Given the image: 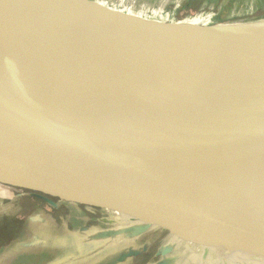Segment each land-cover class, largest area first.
I'll return each instance as SVG.
<instances>
[{"label":"water","instance_id":"obj_1","mask_svg":"<svg viewBox=\"0 0 264 264\" xmlns=\"http://www.w3.org/2000/svg\"><path fill=\"white\" fill-rule=\"evenodd\" d=\"M138 18L89 0H0V128L31 169L33 180L31 186L0 185L118 212L144 227L196 239L191 242L203 247L264 261V180L238 164L214 159L180 142L177 124L167 132L153 101L159 69L192 64L196 78H226H215L201 59L139 25L190 31L226 26L161 25ZM10 23L44 36L71 57L122 124L126 138L114 131L122 155L102 149L81 128L77 116L69 113L54 126L62 136L70 133L76 138V133L81 144L64 147L45 142L21 93L15 49L5 28ZM219 49L233 59H217L226 65V77L252 74L264 80V70L253 62L224 46ZM259 55L264 65V51ZM252 85L248 83L243 101L264 119V110L249 100ZM242 151L264 170L261 160ZM241 155L231 157L240 161ZM67 181L94 185L107 194L132 193L131 202L84 193Z\"/></svg>","mask_w":264,"mask_h":264},{"label":"bare ground","instance_id":"obj_2","mask_svg":"<svg viewBox=\"0 0 264 264\" xmlns=\"http://www.w3.org/2000/svg\"><path fill=\"white\" fill-rule=\"evenodd\" d=\"M139 26L155 36L171 40L188 55L201 59L215 78H226L220 81L196 78L193 75L197 68L192 64L159 69L153 101L157 118L165 130L169 132L177 124V138L183 144L214 159L238 164L264 180V170L241 155L243 148L264 164V119L243 101L248 83L253 82L249 100L264 110V80L252 74L235 73L226 77V65L217 61L226 56L219 49L224 46L264 70L259 55L264 51V22L235 23L222 29L197 31L176 28L179 26ZM5 28L15 49L22 96L32 110L45 142L49 146L64 147L81 144L76 133V138L70 133L62 136L54 126L69 113L77 116L81 128L102 149L122 155L114 135L118 129L126 138L122 124L101 102L71 57L44 36L25 30L18 23L7 24ZM159 50L165 52L162 48ZM222 99L230 110L220 112L214 108ZM232 153L240 154L241 160L233 159ZM31 172L15 154L0 128V182L16 187L31 186ZM67 182L78 185L84 193L131 202L132 193L107 194L94 185Z\"/></svg>","mask_w":264,"mask_h":264},{"label":"crops","instance_id":"obj_3","mask_svg":"<svg viewBox=\"0 0 264 264\" xmlns=\"http://www.w3.org/2000/svg\"><path fill=\"white\" fill-rule=\"evenodd\" d=\"M89 1L126 16H136L132 11L123 9L124 6L115 0ZM217 1L162 0L160 3L163 8L168 6L167 11L164 12L165 16L178 18L181 14H186L184 24L204 25L207 24L205 20L213 21L217 18L218 12L214 10ZM225 1L233 3L235 0ZM246 1L249 3L254 0ZM162 9L160 13L163 14ZM197 12L200 13L196 15ZM6 196H10V192L0 185V231L7 227V222L14 223L15 226L17 219H21L23 208H27L18 200L20 198L10 199ZM42 206L44 208L50 206V211H53L52 204L44 203L40 208ZM37 207L36 205L30 216L24 214L23 233L5 239L4 241L8 243L0 245V264H89L87 261L90 259L96 260L92 264H137L138 261H146V264H185L187 259L193 256L197 258V264H264V261L250 255L226 253L221 250L209 252L207 249H202L203 246L197 242H191L196 239H184L181 234L174 236L166 230L152 229L138 223L137 229L131 227L128 229L135 223L133 221L125 223L129 226H124L123 235L119 236L115 228L119 222L117 218L95 210L85 209L84 217L71 215L62 218L63 215L55 220L51 212L47 214ZM86 215L89 218L84 220ZM103 234L104 237H108L102 238ZM96 242L116 245L107 255H103L101 250H94L95 253L91 255L86 254L85 245L93 243L92 248H94ZM119 243L121 246L118 247ZM182 251L186 254H182ZM218 252L221 253L218 255Z\"/></svg>","mask_w":264,"mask_h":264},{"label":"rangeland","instance_id":"obj_4","mask_svg":"<svg viewBox=\"0 0 264 264\" xmlns=\"http://www.w3.org/2000/svg\"><path fill=\"white\" fill-rule=\"evenodd\" d=\"M98 1H101V0H98ZM102 1H106V0H102ZM107 1L109 2L110 0H107ZM115 1H117L120 5L122 4V6H124L123 9H125V10L128 9V11H132L133 13H135V15L137 17H139L138 19H141V20L147 21V22H152L155 24H161V25H174V24H179V23L183 24V22L186 20L184 17L187 16L186 14H181L180 16H178V18H173L172 16H170V17L165 16L164 12L167 11L168 6L163 8L162 4L160 3V1H162V0H157L156 2H154V1L150 2V1H145V0L143 2H141V0H115ZM224 1L225 0H218L217 3H215V6H217V7H215L214 10H215V12H218V13H216L217 18H215L213 21L205 20V23H207V24L193 25V26L211 27V26H220V25L228 26V25L235 24V23L252 24V23H257V21L264 22V0H254V1H251L249 3H247L246 0L245 1L244 0H242V1L235 0L233 3L226 2V1L224 2ZM112 3H113V1H112ZM160 7H161V9L163 8L162 9L163 14L160 13V11H161ZM199 13L200 12H197L196 15ZM194 21L197 22L198 20H194ZM187 25H192V24L190 23ZM227 101L229 103L230 100L227 99ZM214 108H216L220 112H226V111L230 110L229 109L230 106L225 102V99H222V102H220V104H218V105L215 104ZM219 108H222V109H219ZM60 185H62V184H60ZM62 186L70 187V186H67L65 184H63ZM89 186H91V185L89 184ZM3 187H5V189L10 192V196H6L7 198L11 199L13 197H18V198H20L18 200L24 204V207H27V208H23L21 219H19V220L17 219V221H18L17 228L12 227L8 231H5V230L0 231V236L2 234V235H4L3 237L6 236V239L9 237L12 238L13 236H16L17 234L20 235L21 233H23L24 226H25L24 214L30 216L34 212L36 205L39 207V210L45 211V212H47V214H50V212H51V216L55 220H58V217L63 216V215H64V217H62V218H65L67 216L69 217L71 215H76L75 217H84L86 214L84 211L85 209L90 210V211L95 210L97 212L103 213L104 215L111 216L115 219L117 218V220L119 222L115 228H116V231L118 232L119 236L123 235L122 230L125 229L124 226H129V225H125V223L131 221L128 218V216L122 215L121 213L119 214L118 212H112V211H107V210H103V209L100 210L98 208H89V207L82 206V205H75L72 202L62 200L59 197H55V196L53 197L50 195H45V194L35 192V191L29 190V189L12 188V187H8V186H3ZM33 199H35V200H33ZM44 203L52 204L53 211H50V208H51L50 206H47L45 208H44V206H42L40 208L41 204H44ZM85 218L86 219H84V218H82V219L87 220L89 217L86 215ZM75 222H77V221H75ZM7 224H8V222H7ZM77 224H78V222H77ZM20 225H21V227H20ZM137 225H138L137 223H134L133 225L129 226L128 229H130V227L137 229V227H136ZM7 228L8 227H6L5 229H7ZM106 237H108V236L104 237V234H103L102 238H106ZM96 239H98V238H96ZM4 240L5 239H3V238L0 240L2 242V243H0V245L1 244H7ZM115 245L116 244H110L108 242L107 243L103 242L101 244H97V242H96L94 248H92L93 243L92 244H86L85 245V247H86L85 253L88 255H91L92 253H95V251L101 250V253L103 255H105V254L107 255V253L111 252V250L114 249ZM119 246H121V243L118 244V247ZM202 249H207V250H209V252H212V253H214L213 251L216 250V249L209 248V247H202ZM211 249H213V250H211ZM220 253L221 252H218L217 254L219 255ZM182 254H186V252H183ZM199 259L201 260V258H199ZM94 261H96V260L90 259L89 261H87V263L92 264V263H94ZM196 261H197V258L196 257L194 258V256H193V257L188 258L187 262L185 264H197ZM140 264H146V261H142V262H140Z\"/></svg>","mask_w":264,"mask_h":264},{"label":"trees","instance_id":"obj_5","mask_svg":"<svg viewBox=\"0 0 264 264\" xmlns=\"http://www.w3.org/2000/svg\"><path fill=\"white\" fill-rule=\"evenodd\" d=\"M9 223H10V222H9ZM9 223L7 224V227H8L9 229H8V228L5 229V228H6V227H5L3 230L8 231V230H10L12 227H16V228H17V224H18V222H16V225H15V226L13 225L14 223H13V224H12V223L9 224ZM3 230H2V231H3ZM3 233H4V232H3ZM3 236H4V235L1 234L0 238L2 237L3 239H6V236H5V237H3ZM9 238H10V237H9ZM6 240H8V238H7ZM7 243H8V241H7ZM140 262H142V261H138L137 264H140Z\"/></svg>","mask_w":264,"mask_h":264}]
</instances>
